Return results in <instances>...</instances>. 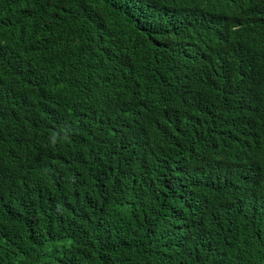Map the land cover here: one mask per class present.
Wrapping results in <instances>:
<instances>
[{
  "label": "trees",
  "instance_id": "obj_1",
  "mask_svg": "<svg viewBox=\"0 0 264 264\" xmlns=\"http://www.w3.org/2000/svg\"><path fill=\"white\" fill-rule=\"evenodd\" d=\"M0 264H264V0H0Z\"/></svg>",
  "mask_w": 264,
  "mask_h": 264
}]
</instances>
